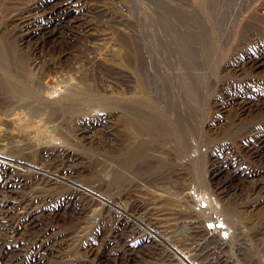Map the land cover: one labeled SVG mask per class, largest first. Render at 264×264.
Instances as JSON below:
<instances>
[{"label":"rangeland","instance_id":"obj_1","mask_svg":"<svg viewBox=\"0 0 264 264\" xmlns=\"http://www.w3.org/2000/svg\"><path fill=\"white\" fill-rule=\"evenodd\" d=\"M9 1L5 0L0 6V35L9 31L14 37L16 24L10 13L20 5ZM67 1L71 6L61 16L57 7ZM157 1L41 0L36 10L37 24L31 25L32 32L23 37L15 36L16 43L20 38L25 40L24 47L19 49L21 52L37 46L47 71V76L38 74L42 77L41 84L52 87L58 79L71 81L86 75H92L93 80L89 97L79 98L75 108L71 102L52 98L64 88V83L53 90L47 101L50 113L38 127L37 136L32 137L37 142L51 126L54 128L53 137L61 141L69 153L79 155L84 171L74 178H67L66 186L84 188V193L80 190L83 195L76 199L82 202L81 208L74 210L61 207L59 203L53 216L47 214V219H42L52 224L58 233L53 251L42 253L43 257L36 260L25 241L9 258L11 251L2 247L3 235L0 233V264H205L208 258L219 259L220 264H264V232L253 235L254 229H264V214L244 210L238 198V194L254 181V174L234 171L225 184L215 179L212 173L213 163L223 156L217 149L216 154L214 149L219 147L223 153L222 144H227L223 141L226 139L220 122L208 129L206 125L211 121V99L217 87L203 98L204 108L200 111L193 104H187L184 97L176 98L171 85L177 101L174 108L182 102L186 109L184 117H179V123L193 125L190 138L187 135L185 143L170 141L161 144L158 128L153 126L157 118L152 117V125L145 127L149 140L144 145L143 157L135 160L129 157L126 105L131 94L138 96L140 92L136 89V76L128 73L120 44L128 41L131 25L146 46L152 64L163 73L172 72L173 53L167 44L170 26L162 18V7ZM167 1L178 7H197L202 15L200 20L207 22L210 20L207 10L214 14L225 8L231 11L241 8L243 15L239 18L243 24L249 19L252 8L257 7L262 14L257 32L264 37V0ZM46 11L47 16H42ZM166 15L170 16L168 12ZM45 19L46 28L38 27V22ZM222 19L224 26L233 31L215 61L216 80L221 79L224 65L240 41L235 31L236 23L232 27L235 15L227 10ZM66 28H72L73 32L63 37L61 32ZM62 49L64 60L60 56ZM51 61L58 64L55 73L48 67ZM2 79L4 74L0 73V81ZM149 79L147 75L146 92L156 100V80L150 84ZM158 105L161 108L162 101ZM14 107L7 106L8 110ZM92 108L103 117L107 116L104 117L108 120L105 125H109L112 139L101 141L97 136L94 140L84 139L78 132L82 119L91 113ZM3 121L0 117V132L5 135L11 128ZM24 125H16L13 130H20ZM46 126L47 130H43ZM90 126L94 131L100 123H91ZM65 127L66 130H62ZM16 137L7 142L14 144ZM237 142L226 148L233 158L224 165L227 170H232L235 162L254 166L251 158L238 150ZM29 145L28 150H33V141ZM47 162V156H37L20 167L29 178L35 170L45 178H53L51 174L54 172L47 168ZM59 185L53 184L55 189L49 187L48 192L57 196L58 191L66 188ZM42 189L47 195V187L42 186ZM112 204L123 208L125 214H119ZM190 219L197 223V227L189 224ZM225 240L230 246L224 243ZM204 243L210 246L200 250L196 245ZM167 250L170 251L168 256L164 254Z\"/></svg>","mask_w":264,"mask_h":264},{"label":"bare ground","instance_id":"obj_2","mask_svg":"<svg viewBox=\"0 0 264 264\" xmlns=\"http://www.w3.org/2000/svg\"><path fill=\"white\" fill-rule=\"evenodd\" d=\"M40 1H9L20 5L16 9L13 8L10 13L11 19L16 24L15 36L23 37L32 32L31 25L37 24L36 10L39 8ZM4 2L5 0H0V6H3ZM157 3L162 7V18L170 26L167 29L170 36L167 44L170 45V51L173 53L172 72L163 73L158 66L152 64L146 46L141 42L140 35L133 32L131 25L128 41L120 44L124 49L128 73L136 76V89L140 92L138 96L131 94L125 111L130 159L143 157L144 145L149 140L145 127L147 124L152 125V117L157 118L153 126L158 128L161 144L170 141L173 144L185 143V137L188 135L190 138L193 125L179 123V117H184L186 109L182 102L176 109L174 108L177 101L171 85L174 86L176 98L184 97L187 104H193L200 111L204 108L203 98L211 89L217 87V92L211 99V121L206 125L208 129L212 127L210 125H217L220 122L224 127L222 135L226 139L223 141L227 144L225 142L222 144L223 153L219 151V147L214 149L216 154L218 151L223 156L213 163L212 173L215 179L225 184L231 179L234 171H240L244 175L254 174V181L238 194V198L244 210L264 214V37L259 36L257 32L262 14L257 7H254L248 14L249 19L240 24L242 19L239 16L243 15L241 8L232 11L225 8L214 14L207 10L210 16L207 22L200 20L202 15L197 7H178L167 0H158ZM69 5L67 1L57 7L61 16L68 11L66 9ZM227 10L235 15L232 27L236 23L235 31L239 34L240 41L225 63L221 79L216 80L215 61L233 31V29L228 30L223 24L222 17ZM166 12L170 16H167ZM217 14H220V17L217 18ZM45 15L47 16V11L42 16ZM0 21H2L1 10ZM46 23L47 19L44 22H38V27L46 28ZM211 25L215 29H212ZM38 27L35 28L38 29ZM66 29L61 32L63 37L72 35V28ZM15 36L12 37L9 31L0 35V73L4 74V79L0 81L2 83L0 84V117L4 120V125L11 128L5 135L0 132V186L2 187L0 233L3 235L2 247L9 248L11 251L9 258L17 253L22 242L25 241L29 243L33 258L36 260L43 257L42 253L53 251L57 238L58 232L52 224L47 223V214L53 216L59 203L61 207H71L74 210L77 207L81 208L82 202L76 199L83 195L80 190L84 193V188L66 186V181H68L67 178H74L75 175L83 172L84 166L79 155L69 153L60 143L61 141L53 137V127L49 126L48 132L44 133L37 142L32 137L37 136L38 127L47 117V113H50L47 109V101L52 91L64 83V88L52 98L71 102L72 108H75L74 105L78 103L79 98L89 97L88 91L91 88L93 76H78L71 81L58 79L52 87L41 84L42 77L38 74L47 76V71L37 46L33 45L21 52L19 49L24 47L22 43H25V40L20 38L16 43ZM61 39L64 41L62 37ZM64 55L65 52L62 49L61 58ZM48 67L53 68L51 72L55 73L57 71L55 67H58V64L51 61ZM147 75L150 78V84L156 80L154 85L156 100L146 92ZM159 101H162L161 108L158 105ZM9 105L15 107L8 110ZM104 117L96 111V108H92L91 113L82 119L78 132L84 139L94 140L96 136L101 141L112 139L108 130L109 125H105L108 120ZM98 122L100 126L92 131L93 126L90 124ZM19 124L25 125L22 129L14 131L13 128ZM43 130H47V126ZM62 130H66V127ZM200 130H202L201 127ZM14 134L17 135L15 143L9 144L7 140L14 138ZM236 140L239 144L238 150L251 158L253 167L237 164V162L233 164L232 170L224 167L228 164V160L233 159L226 148ZM32 141L33 150H28ZM37 156L48 157L47 168H51L54 172L51 174L53 178H45L36 170L30 178L24 174L20 166ZM63 182L65 183L62 184ZM57 183L60 184L59 187L65 185L66 188L58 191L57 196L52 194V197L48 192L51 190L49 187L55 189L54 186ZM42 186L47 187V195L43 192ZM112 205L117 208L119 214H125L123 208ZM44 218H46L45 221L42 220ZM188 221L190 225L197 227L194 220ZM263 232L264 229H254L253 235L257 236ZM152 243L159 245L156 242ZM224 243L230 246L228 240ZM196 245L200 250L210 246L207 243ZM169 252L167 250L164 254L168 256ZM14 260L15 257L12 261ZM219 262V259L208 258L205 264H220Z\"/></svg>","mask_w":264,"mask_h":264}]
</instances>
